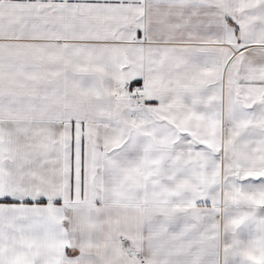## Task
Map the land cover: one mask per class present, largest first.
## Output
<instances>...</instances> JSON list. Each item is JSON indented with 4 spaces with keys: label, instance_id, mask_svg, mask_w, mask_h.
Segmentation results:
<instances>
[{
    "label": "snow or ice",
    "instance_id": "6c2138e0",
    "mask_svg": "<svg viewBox=\"0 0 264 264\" xmlns=\"http://www.w3.org/2000/svg\"><path fill=\"white\" fill-rule=\"evenodd\" d=\"M0 264H264V0H0Z\"/></svg>",
    "mask_w": 264,
    "mask_h": 264
}]
</instances>
